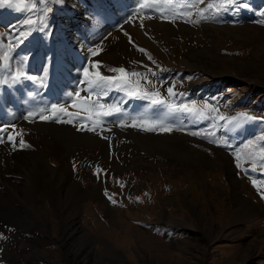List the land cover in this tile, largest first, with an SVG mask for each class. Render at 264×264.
<instances>
[{
    "label": "rangeland",
    "instance_id": "obj_1",
    "mask_svg": "<svg viewBox=\"0 0 264 264\" xmlns=\"http://www.w3.org/2000/svg\"><path fill=\"white\" fill-rule=\"evenodd\" d=\"M82 1L88 8L93 4V16L97 17L100 12V18L111 21L106 28L110 33L123 31L127 35L128 28H137V25L150 41L146 43L132 32V47L139 54L128 65L122 61L120 67L110 65L125 69L129 75L116 84L118 94L110 99L108 94L105 98L109 104L105 103L102 110L110 114L102 115L103 120L110 121L114 113H120L118 118L133 117L134 121L141 120L140 123L159 120L172 128L168 132L140 128L159 142L151 144L150 150L142 149L133 133H127L122 139L129 153L123 156L120 150H113L121 163L119 169H107L101 161H90V166L104 170L100 178L103 187L83 193L73 213L77 218L75 226L81 227L77 234L90 235V242H95L89 255L102 256L93 264H264V0H237L235 6H227L218 14L217 8L225 9L223 0H147L143 7L139 6L140 0H104L105 4L99 0ZM66 2L23 0V4H17L12 0L13 6L0 7L3 63L0 69L8 65L13 75V67L17 65L24 72L23 59L30 54L29 51L17 53V43L9 36L12 24L17 23L18 33L24 30L37 33L41 45L47 47L61 38L55 31L54 16L62 9L68 10ZM127 9L130 15L125 14ZM11 12L14 17L4 20V15ZM161 14L170 19H162ZM112 16L116 17L115 21ZM83 24L85 28L74 30L77 40L69 42L75 48L85 45L94 34L92 24L84 21ZM89 47L90 51L97 52L95 56L90 55L97 58L93 63L102 64L100 46L96 43ZM65 56L61 51L57 59L63 60ZM68 68L74 72L87 66L84 61ZM218 71L235 75L221 76L216 74ZM31 72L37 79L39 71ZM31 76L25 73L23 77ZM169 87L173 88V97H169ZM131 90L159 91L162 98L173 104L192 106L195 102L204 116L169 112L163 105H152L140 97L131 98L127 94ZM124 94L128 96L126 101ZM51 105L50 112L55 115L57 112L53 113ZM117 105L120 111H111ZM240 114L254 119H245ZM85 120L93 121L92 117ZM182 153L192 155L193 159ZM47 162L54 166V158ZM71 173L77 180L73 183L81 190H88L83 188L82 178ZM46 198L41 192L39 199L43 200L38 206L45 208L48 221L40 234L31 226L30 229L12 226L6 234L0 233L1 246L15 244L12 264L68 263L67 257H63L66 245L61 238L62 224L69 226L73 221L63 222L67 215L57 214L52 200ZM243 207L250 208L249 214L241 215ZM71 227L74 228L73 223ZM213 228L220 232L218 239L207 234ZM25 236H29L30 247L35 243L40 250H31L30 255L36 257L27 263L20 257L23 250L18 251ZM76 237L75 245L80 247ZM107 245L115 252L114 256L106 251ZM57 255L60 260L55 262Z\"/></svg>",
    "mask_w": 264,
    "mask_h": 264
},
{
    "label": "bare ground",
    "instance_id": "obj_2",
    "mask_svg": "<svg viewBox=\"0 0 264 264\" xmlns=\"http://www.w3.org/2000/svg\"><path fill=\"white\" fill-rule=\"evenodd\" d=\"M99 1L105 4L104 0ZM65 5L68 10L62 9V12L60 11L59 14L54 16L55 31L59 32V36L61 37L57 38L54 44L48 45L47 47L41 45V40L37 37V33L33 32L30 34L29 32L31 31L25 32L24 30L23 35H21L22 33H18L17 23H13L12 28L9 29L10 38L17 43V53L20 54L24 51H29L30 53L26 59H23V70L25 71L26 66L33 63L31 70L39 71V76L37 77L39 79V83H37L39 91L36 95L31 93V95L27 96L30 91L27 87L29 81L25 78H21V80L16 79V74L21 72L20 68H18L20 66L15 65L13 67V75H10L12 70L8 65L2 70L4 71L3 76L5 81L3 87L0 89V129H2L0 130V140L3 141L0 142V233L6 234L7 229L12 226L21 228L27 226L29 229L31 226V229H37V233L40 234L42 228L47 225L48 221V215L44 210L45 208L38 206V203L43 200L39 199L40 193L43 192L52 200L57 214L67 215L63 218V222H69L70 219V222L73 221L69 226L62 224L64 231L61 233V238L66 245L63 257H67V264H93L99 260L101 255L99 257L95 254L89 255L92 253L91 251L93 250L95 242H90V235L77 234L81 227L77 228L75 226L76 222L74 223V221H77V218L73 213L74 210L78 209V205L82 201V196L86 191H97L103 187L100 178L104 170L101 169V172L97 167L90 166V161H101L107 169H111L112 167L119 169L121 163L116 159L113 150H120L123 156L129 153L128 145L122 139L127 133H133L135 139L143 146L142 149L144 148L145 150L146 148L150 150L152 147L151 144L153 145L155 143L156 145L157 141L155 142V138H152V135L143 133L144 131H141L140 127H132L131 125L134 122L133 117L118 118L120 113H114L110 121H104L105 119L103 120L101 113L105 112V110H102L100 106L103 105L104 107L105 103L108 102V100H105L108 94H110V97H107L108 99L113 98V95L119 93V89L116 88V84L105 88H94L92 82L96 80L95 73L97 71L104 76H109L108 73L111 72L117 74L112 71L114 68L110 65L120 67L122 62H124V65H128L133 57L135 58L139 54L132 47L133 43L131 39L135 33L143 38L146 43L150 41H148L149 38L144 36L143 30L137 25V28H128L127 35L125 32L122 33L123 31L110 33V30L106 28L111 21L107 22L105 19L100 18V12H97V17L93 16L92 14L95 8L91 3L90 8L82 0H67ZM91 11L92 13L90 14ZM124 12L127 15L131 14L129 9ZM9 14L4 15V20H9L14 17V13L11 12ZM80 15L82 16L78 18ZM83 21L88 25L92 24L94 26L91 31L94 34L88 42L85 40L87 42L85 45H77L75 48L69 42L77 40L74 30L77 27L85 28ZM83 33L85 32L83 31ZM96 43L102 49L100 51L101 58H99V60L102 59V64L99 63L98 65L100 69L93 66L96 63L93 62L97 58L90 57V55L92 56L93 50L90 51L89 49L91 47L89 46ZM61 51L65 52L66 56L63 60L59 58L58 60V53ZM72 52L76 55L73 56ZM42 53L48 56L44 58L41 55ZM188 55L190 56V54ZM127 56L130 57L125 59ZM84 61L85 66L89 69L87 75H83L84 69L81 70L80 68L74 72L69 71L68 67L75 68L79 63L84 64ZM219 72L221 71L216 72V74H219ZM230 74L235 75L230 72L219 75L231 76ZM65 76L68 78L66 79ZM53 78V83H50ZM46 80L49 83L44 85L43 82ZM33 83L35 81H31V84ZM8 87H15L17 89L18 99L20 101L17 102L13 98V94L10 95V93L7 98H3V92ZM111 89H113L112 92ZM54 91H57L55 96L58 95L59 98L57 103L58 109H65L64 112L57 111L55 115L50 112L49 105L52 100L48 98ZM77 92H79V96L76 95ZM41 93L48 94V99L45 101L41 100L39 98ZM69 93H72V95H69ZM124 96V100L126 101L128 96L126 94ZM86 98L88 99L87 103L84 102ZM132 100L130 99V102ZM29 112H32L33 115L28 116ZM132 113L136 115V112L133 110ZM40 115L54 116L55 118L43 120L39 118ZM25 117L28 118L25 119ZM86 117H92L93 121H86ZM68 120L72 122H65ZM121 120L124 121L123 125L120 124ZM140 121H136L135 119L137 124ZM100 127L102 128L100 129ZM89 128H93L94 130L90 131ZM9 136L14 137L12 142H9ZM21 141H23V145H21ZM110 142L114 143L113 146H111L112 144L110 145ZM13 143L15 147H13ZM182 155L188 159H193V157H190L192 155L186 156L183 153ZM53 158L54 163L52 165L54 166H51L47 160H52ZM71 172H74L76 177L80 176L82 178L85 184H83V188L88 190H81L79 186H76V183H73L77 182V180H74V175ZM249 210V207H243L241 215L249 214ZM242 219L244 220V218ZM72 223L74 224V228L71 227ZM216 232V228H213L207 234L209 237L212 236L214 239H218L220 232ZM74 236H77L76 238L79 237L81 242L80 247L75 245ZM28 238L25 236L24 240L22 237L20 242L22 245L20 250L18 249V251L23 250L20 257L24 263H27L30 258L36 257L34 254L30 255L31 250L40 252L39 246L36 248L35 243H32L33 246L30 247V244L27 243V241H30ZM14 245V243L4 246L0 245V264H12L15 262L12 258L15 253ZM28 248L29 251H27ZM105 249L109 255L115 253L108 245ZM84 252L86 254L88 253V255H83L85 254ZM58 260H60V257L57 255L54 261L57 262Z\"/></svg>",
    "mask_w": 264,
    "mask_h": 264
},
{
    "label": "snow or ice",
    "instance_id": "obj_3",
    "mask_svg": "<svg viewBox=\"0 0 264 264\" xmlns=\"http://www.w3.org/2000/svg\"><path fill=\"white\" fill-rule=\"evenodd\" d=\"M236 2H237V0H223V3L225 5V9L217 8L216 9L217 14L221 10H226L227 6H235ZM15 3L23 4V0H15ZM146 3H147V0H140L139 6L143 7ZM5 4H8L9 7L13 6L12 0H0V7H3ZM244 6L246 7L247 5H244ZM209 8L210 9L212 8L211 4H209ZM262 15H264V13H262ZM161 18L162 19H170L169 16H166L164 14H161ZM204 18H206V17H204ZM21 35H23V33ZM140 51H144V50L140 49ZM92 55L93 56L97 55V52H92ZM149 59H151V57H149ZM98 65H99V62H97L93 66L98 67ZM112 71L118 73L119 75H117V76H104V75H101L99 71H97L95 73L96 80L94 82H92L93 87L94 88H105V87L111 86L112 84L119 85V82L122 80H126L128 75H129L125 71V69H123V68H115V69H112ZM88 72H89V69L85 68L84 69L85 75H87ZM132 75H138V74L132 73ZM23 76H25V73H23V72H18L16 74V78L23 77ZM167 92L169 94V97H173L175 95L172 87H169L167 89ZM127 94L131 97H140V98H143L145 100H148L152 105H163L164 107H166L168 109L169 112H184V113H187V114L192 115V116H200V117L204 116V112L195 106V102H192V106H189L188 104H185V103L173 104V103L168 102V100H165L164 98H162L160 96L159 91H155V92L144 91L141 93L139 90H131V91H128ZM69 95H72V93H69ZM76 95L79 96V92H77ZM74 106H76V105H74ZM93 107H95V105H93ZM100 107L103 108V105H101ZM204 107L208 108L209 106L205 105ZM51 108L53 110V113H56L57 111H59V112L65 111L64 108L58 109V106L55 104L51 105ZM111 111L119 112L120 109L118 107H114L111 109ZM101 114L102 115H108L110 113L109 112H102ZM32 115H33L32 112L28 113V116H32ZM240 115L243 116L245 119H254L253 117H248L247 114H240ZM27 118L28 117H25V119H27ZM39 118L43 119V120H50V119H54L55 117L54 116H48V115H40ZM235 120H236V118H233L234 122H235ZM65 122L71 123L72 121L68 120ZM120 124L123 125L124 121L121 120ZM131 126L132 127H140L145 131H162V132L172 131V128L170 126L165 127L164 122L159 121V120H155V121L146 120L140 124H137L134 121ZM0 130H2V129H0ZM89 130L93 131L94 129L89 128ZM192 134L193 135H200L199 132H193ZM8 139H9V142H12L14 140V137L9 136ZM0 142H3V141L0 140ZM226 143L227 142H225V145H226ZM21 145H23V141H21ZM13 147H15L14 143H13ZM237 166H239V165H237ZM253 184L255 185V181H253ZM106 195H107V193H106ZM109 199H111V197H109ZM113 203H115V201H113Z\"/></svg>",
    "mask_w": 264,
    "mask_h": 264
}]
</instances>
